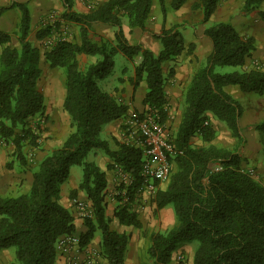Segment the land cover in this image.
<instances>
[{
  "label": "trees",
  "instance_id": "trees-1",
  "mask_svg": "<svg viewBox=\"0 0 264 264\" xmlns=\"http://www.w3.org/2000/svg\"><path fill=\"white\" fill-rule=\"evenodd\" d=\"M59 1L62 17L78 25L79 40H57L43 52V57L50 68L64 70L63 110L70 117L71 130L59 146L36 163L27 192L0 194V250L13 247L19 264H56L58 239L75 232L73 217L59 202V195L70 168L76 165L82 171L78 190L84 192L92 207V214L84 218L87 230L79 235V246L88 244L99 230L97 254L106 259V264H123L128 236L109 228L105 216V171L86 158L97 149L103 151L111 159L107 169L118 168L130 178L128 184L120 183L114 198L135 202L140 201L145 188L140 171L142 151L120 141H114L115 148L111 149L101 137L106 124L125 117L128 105L100 89L96 79L112 74L118 51L131 61L139 57L132 83L136 86L144 79L147 87L140 115L153 112L164 125L169 116L165 87L175 72L171 66L164 76L162 65L175 61L185 50L180 31L183 25L167 27L166 15L186 0H171L169 6L166 0H103L88 4L86 13L73 10L74 0ZM154 1L161 12L158 33L148 26ZM221 1L196 0L191 5L200 10L201 22L207 24L203 34L209 38L212 50L194 71L182 94L181 120L171 139L175 153L168 156L172 166L166 183L161 186V182L154 181L159 186L152 202L157 209L170 206L175 218L169 229L152 236L147 252L155 264L169 262L180 242H197L192 264H264V185L245 172V158L241 154L245 138L239 126L242 107L223 90L225 85H236L244 93L264 94V64L245 67L256 49L254 37L239 34L230 20L208 23ZM28 3L29 0L0 6V15L12 7L20 13L15 32L18 46H10V34L0 31V139L13 146L7 168H11L12 162L25 166L26 149L40 147L46 131L44 96L37 84L41 76L40 52L27 39L31 24ZM263 4L264 0H241L238 14L256 12L264 22ZM122 17L129 27H138L156 37L161 43L159 52L154 54L140 43L129 44L121 28ZM95 23L114 28L115 44L90 38ZM48 32L37 31L36 38L41 39ZM193 47L189 43L187 53ZM79 54L97 59L81 69ZM222 66L239 70H215ZM211 118L226 125L237 140L235 148L212 142L216 133ZM252 128L258 132L264 150V117ZM195 136L201 138V145L192 144ZM216 166L221 168L215 170ZM75 195L76 191L71 190V198ZM114 215L121 224L140 226L136 211L127 203L118 206Z\"/></svg>",
  "mask_w": 264,
  "mask_h": 264
},
{
  "label": "crops",
  "instance_id": "crops-1",
  "mask_svg": "<svg viewBox=\"0 0 264 264\" xmlns=\"http://www.w3.org/2000/svg\"><path fill=\"white\" fill-rule=\"evenodd\" d=\"M27 0H0V6H7L10 3L24 2ZM88 1L99 2L103 0H75L73 10L75 12L86 13L88 7L86 3ZM171 0H166V5L169 6ZM196 0H186L185 3L177 10H168L166 15V26L172 24H182L181 35L183 37V43L185 50L175 61H168L162 65V73L165 76L167 70L174 67V77L170 83L165 87V93L167 95L168 110L169 113L180 107L182 101V94L186 87V84L191 79L194 71L198 66L205 61L207 56L212 50V45L208 37L204 36L203 31L207 24L201 22L202 14L199 9L192 10L191 5ZM32 2V3H31ZM168 2V3H167ZM32 4L33 13H31L32 20L36 19V12H44L46 9L40 6L45 3L49 6H62L59 0H29ZM236 4V5H235ZM187 6V7H184ZM241 6V0L237 3L234 0H222L216 10L211 15L208 23L216 21L230 20L239 34L243 36H252L255 38L256 49L253 51L251 59L247 60L245 67L249 68L256 63L264 64V44L261 43L259 38L250 30L248 25L249 19L256 18L253 14L241 16L235 11H238ZM47 7V8H48ZM59 8V7H58ZM184 15L182 12L186 11ZM235 13V14H233ZM19 9L12 7L7 9L0 15V31L6 32L11 35V43L16 44V39L13 38L12 32L14 31L19 21ZM149 28L158 33L161 28V12L157 1H154L151 7L150 16L148 20ZM183 22V23H181ZM261 28H264V22L260 21ZM258 26V25H257ZM40 25H36L34 22L28 34V41L32 44L34 41V35ZM74 27V26H72ZM121 28L123 34L129 44L140 43L143 47L148 48L154 54L158 53L161 49L160 41L149 33L141 31L138 27H129L125 17L121 19ZM93 31L98 34L105 35L107 39L112 40L114 38V28L108 24L95 23L92 26ZM189 43H193L194 47L191 52L187 53V47ZM115 56L124 58L126 66L130 64L127 75L120 78V84L112 91L106 89L105 91L112 94L117 100L128 105V110L125 117L115 119L106 124L101 132V137L109 142L111 149L115 148L114 141L126 140L123 126L128 122L133 113L140 114L143 110L142 100L146 93L147 87L144 79H141L138 85L134 86L132 80L134 78V65L139 61V57H136L134 61L127 59L121 52H117ZM78 64L81 69L89 63L90 56L85 54H79L77 56ZM125 65V64H124ZM125 66V69H126ZM127 70V69H126ZM42 77H46L44 82V89L42 94L44 96L45 113L48 116L49 125L58 126L63 123L70 125V117L63 110V100L65 96V75L63 72L55 71L54 69L45 71ZM223 90L235 98L242 107V114L239 118V126L241 132L245 138V145L242 147L241 154L245 158V166L255 167V170L260 173V176L264 178V150L258 143V133L252 128V125L263 118L264 107V94L259 97H251L249 93L242 92L236 85H225ZM177 124H178V118ZM212 126L214 129L223 127V133L227 134L226 128L218 121L211 118ZM70 130H68L69 132ZM67 132V134H68ZM229 140V139H228ZM56 139L54 137L51 140L46 139L42 146L44 154L50 152L57 147L55 145ZM112 142V144H110ZM2 153H4L2 151ZM95 153V154H94ZM43 154V155H44ZM42 155V156H43ZM42 158V157H41ZM101 170L105 171V177L107 179L106 186V205L105 216L108 219L109 228L118 233H124L128 236L126 244L123 264H155L154 259L148 254V248L152 243V236L155 233L163 232L170 228L174 222V214L170 206L157 209L155 203L152 201H140L127 202L117 201L114 195L118 194V186H111L113 178L117 179L119 175V169H107V164L111 162V159L101 150H95L89 157ZM257 173V174H259ZM125 180L130 182L129 175L126 173ZM262 178V179H263ZM81 180V175L72 173V167L69 170L67 179L61 184L59 202L70 212L73 217V224L75 226L74 235L78 236L84 233L87 228L84 224V218L80 215L78 209L75 206L74 201L83 202L87 208L92 210L91 202L87 200L84 192L78 190V185ZM32 181V173L28 170H13L9 172L0 171V194L1 195H17L28 191ZM125 182V184H128ZM117 184V183H116ZM76 191L75 198H71L70 191ZM123 191V190H122ZM123 193V192H122ZM144 198V194H142ZM127 203L128 206L135 210L137 218L140 222L139 227L133 225L121 224L118 218L114 215L118 206ZM101 240V233L96 230L93 234V238L84 247L73 248L69 252H64L57 246L56 264H70L79 263L82 264L88 256H93L92 264H106V259L98 255L99 244ZM197 245L194 242H180L177 247L172 251L169 262L166 264H174L177 256L183 257V264H192L194 251ZM0 264H19L15 259V250L13 247L0 250Z\"/></svg>",
  "mask_w": 264,
  "mask_h": 264
},
{
  "label": "rangeland",
  "instance_id": "rangeland-1",
  "mask_svg": "<svg viewBox=\"0 0 264 264\" xmlns=\"http://www.w3.org/2000/svg\"><path fill=\"white\" fill-rule=\"evenodd\" d=\"M238 1L239 0H234L235 3H237ZM31 3H28V7L30 9V16H31V13L34 14ZM94 3L95 2L88 1L86 3V5L94 4ZM40 6L46 10L44 12H40V13L36 12L37 15H36L35 21H33L32 17H31L30 29H31V26L33 25V23L35 22L36 25H40V27L37 29V31H41L44 29L49 30L48 34L41 39L36 38V32H37L36 31L35 35H34V41L32 43V45L34 47H36L40 52L39 66L41 68V76L39 77L37 84H38V88H39L40 92L42 93V91L44 89V85H45L44 80L46 78V77L43 78L42 75H43V73H45V71L51 72V70L54 69L55 71H60V72L64 73L63 68H50L48 63L44 60L43 52L46 49H49L50 46L53 45L54 42L57 40H71L74 42H78L79 33H78V25L76 23H74L72 21H67L62 17V13H63V7L62 6H58L59 8L57 6H49L48 7L45 3L40 4ZM184 7H187V6H184ZM261 8L264 10V4L261 6ZM192 10H195V9H192ZM186 12H187V10L182 12V13L185 15ZM235 13H238V11H235ZM235 13H233V14H235ZM253 15L256 18L252 17V19H249V23L251 21V25H248L250 27L249 29L252 30L254 32V34L259 38L261 43L264 44V28L260 27V25H261L260 21L262 22V20H260V18L256 12H254ZM148 20H149V18H148ZM181 23H183V22H181ZM17 25H18V23H17ZM17 25H16L14 31L11 33L13 38L16 39V44L11 43V35H10L9 45L12 47L18 46L17 34L15 33ZM72 26H74V27H72ZM89 33H90L89 34L90 38L95 42H100L101 40H106L112 44L113 43L115 44L114 38L112 40H109V39H107V37H105V35H101V34L96 33L95 31H93L92 28H91ZM90 57L92 60H90L89 63L94 62L97 59V56H90ZM132 61H134V59ZM89 63H86V64H89ZM126 64L127 63H125L124 58H119L118 56H114V69H113L112 74L107 76L106 78L96 79V83H97L98 87L104 91L106 89H109L112 91L114 88H116L120 84V81H121L120 78H123L125 75H127L126 71H129L130 64L128 66H126ZM125 66H126L127 70L125 69ZM215 70L218 72H232L235 70H239V67L222 66V67H217ZM249 94L251 95V97H259V95L255 94V93H249ZM182 101H183V99H182ZM182 101L180 102L181 103L180 107H178V108L176 107L175 110H173L169 113L168 119L163 126L166 129L170 139H172V136L174 135V132L176 131V129L180 123V120H181V114H182V108H183ZM262 113L264 115V107H263ZM134 115L139 116L140 114H138L137 112L133 113L130 118H132ZM176 118L179 119L178 124L176 123L177 122ZM213 119L216 120L215 118H213ZM216 121H218V120H216ZM218 122L221 123L226 128L227 134L223 133V129H224L223 127L221 128V126H219L220 128H218V129L215 128L214 130H215L216 136L212 142L217 146H222V147H225L227 149L235 148V146L237 144L236 138L231 136L230 131L228 130V128L226 127V125L224 123H222L220 121H218ZM127 123H125V126H123L124 127L123 131H125L126 125H127V127L130 126V123L129 124H127ZM211 124H212V121H211ZM44 126L46 127V131L43 134L42 143L46 139L49 138V140H51V138L54 137V139H56L55 145L61 144L63 142V140L65 139L68 130H71L70 125L68 126V124L66 125L65 123L58 125V126L49 125L48 116H47V121L44 124ZM133 128H135V127H133ZM120 140H122L120 142H124L123 139H120ZM258 143L261 145L260 136H258ZM110 144H112V142ZM192 144L201 145L202 144L201 138L198 136H195L192 139ZM244 145H245V142H244L243 146ZM43 146H45V145H43ZM43 146L41 144L40 147L27 148L26 149L27 164L25 166L22 167V166L17 165V162H12L13 164H12L11 168H7L5 166V164L7 161L11 160L10 153L12 152L13 146L11 143L3 142L0 139V171L9 172V171H13V170H25V171L28 170L32 173V171L35 170V168H36V163L41 159V157H43L45 155L44 154L45 148H43ZM2 151L4 153H2ZM91 153L92 152H90L87 155L86 160H90L89 157H91ZM171 166H172V164H171ZM243 167L245 170H248V169L254 170V174H253L252 178L264 185V178L262 176H260V173L258 171L255 170V167H247V166H245L244 163H243ZM72 173H73V175L75 173H78L82 176L81 167L76 166V165L72 166ZM119 173L121 175H119V177H117L116 181L114 178H113L114 181L109 179V181L111 182V186L115 187V186H119L120 183L128 182L127 180H125V175H124L125 173L121 172L120 170H119ZM257 173H259V174H257ZM165 183H166V181H163L160 183V185L163 186ZM153 184H154V181H153ZM158 186H159V183L154 184L155 188L152 190L144 188V190L142 191V194H144V198L142 197V194H141L140 199L142 198L143 201H152V195ZM2 196H14V195H2ZM194 243L197 245V242H194Z\"/></svg>",
  "mask_w": 264,
  "mask_h": 264
},
{
  "label": "built area",
  "instance_id": "built-area-1",
  "mask_svg": "<svg viewBox=\"0 0 264 264\" xmlns=\"http://www.w3.org/2000/svg\"><path fill=\"white\" fill-rule=\"evenodd\" d=\"M129 123L130 126L127 127L126 125L124 131L126 135V140H124V142L141 149V175L144 179L145 188L152 190L155 188L153 181L163 182L167 179L171 169L168 156L175 153V148L166 129L163 127L164 125L158 122L155 113L149 111L139 116L134 115L128 120L127 124ZM220 168L221 167L216 166L215 170ZM245 172L251 177L254 174V170L252 169L245 170ZM74 203L83 218L92 214V210L87 208L83 202L77 200L74 201ZM56 245L60 247L62 251L69 252L73 248L80 247L79 237L74 234L61 236ZM92 262L93 256H88L82 264H92ZM174 264H183V257L181 255L177 256Z\"/></svg>",
  "mask_w": 264,
  "mask_h": 264
}]
</instances>
